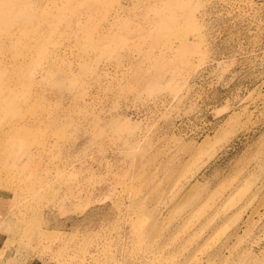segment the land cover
I'll return each instance as SVG.
<instances>
[{
	"label": "rangeland",
	"instance_id": "rangeland-1",
	"mask_svg": "<svg viewBox=\"0 0 264 264\" xmlns=\"http://www.w3.org/2000/svg\"><path fill=\"white\" fill-rule=\"evenodd\" d=\"M0 264H264V0H0Z\"/></svg>",
	"mask_w": 264,
	"mask_h": 264
},
{
	"label": "bare ground",
	"instance_id": "bare-ground-1",
	"mask_svg": "<svg viewBox=\"0 0 264 264\" xmlns=\"http://www.w3.org/2000/svg\"><path fill=\"white\" fill-rule=\"evenodd\" d=\"M80 22H81V20L78 19V23H80ZM20 130H22L24 133H26V131H25V126H24L23 128H21Z\"/></svg>",
	"mask_w": 264,
	"mask_h": 264
}]
</instances>
